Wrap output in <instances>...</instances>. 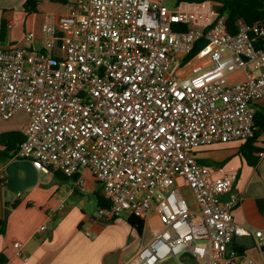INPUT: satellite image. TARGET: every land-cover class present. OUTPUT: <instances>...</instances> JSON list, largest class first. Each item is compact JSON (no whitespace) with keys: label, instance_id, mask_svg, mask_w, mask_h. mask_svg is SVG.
I'll use <instances>...</instances> for the list:
<instances>
[{"label":"built area","instance_id":"1","mask_svg":"<svg viewBox=\"0 0 264 264\" xmlns=\"http://www.w3.org/2000/svg\"><path fill=\"white\" fill-rule=\"evenodd\" d=\"M220 5L77 0L46 15L41 47L0 45V120L30 116L18 157L69 176L89 169L110 200L107 216L158 215L162 226L126 264L184 253L198 264H258L230 247L242 235L264 253V230L235 219L237 173L212 177L195 155L254 137L264 100V22L240 18L231 31ZM239 69L245 78L232 84Z\"/></svg>","mask_w":264,"mask_h":264},{"label":"crops","instance_id":"2","mask_svg":"<svg viewBox=\"0 0 264 264\" xmlns=\"http://www.w3.org/2000/svg\"><path fill=\"white\" fill-rule=\"evenodd\" d=\"M27 1L0 0V33L3 24L7 30L6 38H0L1 46L41 47L46 15L68 13L76 4L73 0H37V9L29 11ZM30 31L35 32L32 41L26 38ZM258 108H264V100L259 102ZM29 117L28 112L20 110L11 119L0 120V134L23 131ZM245 142H217L200 147L195 155L211 170L212 177L237 173L234 188L241 194L242 201L234 210L235 219L264 230V156L260 155L264 151V131L255 142L260 150L254 153L253 163L242 152ZM7 163L0 159V177L7 174ZM48 175L41 178L39 172L37 185L12 198L7 230L0 235V253H5L8 259L5 264H113L114 252H119L118 264H126L153 238L154 228L162 226L158 215L153 213L141 233L128 221V215L110 217L103 213L96 197L99 191L104 194L103 185L89 169L81 170L78 176L59 177L55 173L57 178L52 179ZM79 177L85 189L79 185ZM5 189L6 186L0 184V217L3 218ZM44 225L47 229L39 231ZM15 242L23 244L20 250ZM230 247L264 264V253L253 236H236ZM176 260L174 264H198L190 253L181 254Z\"/></svg>","mask_w":264,"mask_h":264},{"label":"trees","instance_id":"3","mask_svg":"<svg viewBox=\"0 0 264 264\" xmlns=\"http://www.w3.org/2000/svg\"><path fill=\"white\" fill-rule=\"evenodd\" d=\"M184 1H203V0H184ZM221 2L220 9L222 14L227 17V24L231 31H236L237 22L240 18H244L249 23L264 22V0H219ZM37 0H28L26 3L29 11H35L37 9ZM7 36L6 26L3 24L0 38L4 40ZM204 44V39L198 43V48ZM257 130L254 137L244 140L246 141L242 147L244 156L253 163L256 160L255 152L260 150V147L255 145L260 134L264 131V108H258L256 113ZM24 139V132L21 130H12L2 132L0 134V159L2 162H10L14 159H20L17 152L19 149V143ZM57 176H69L62 171L53 170ZM77 172L73 176H78ZM7 174L0 177V184L6 186ZM97 202L100 208L108 209L111 206L110 200L106 198L102 192L96 194ZM18 201L14 204L18 205ZM128 221L136 227L139 232L143 233L145 222L144 220L135 214L128 215ZM7 221L0 217V235L4 234L7 230ZM7 256L5 253H0V264L7 262Z\"/></svg>","mask_w":264,"mask_h":264},{"label":"water","instance_id":"4","mask_svg":"<svg viewBox=\"0 0 264 264\" xmlns=\"http://www.w3.org/2000/svg\"><path fill=\"white\" fill-rule=\"evenodd\" d=\"M5 171L7 173V183L5 189L6 209L4 219L7 221L12 210L13 196H18L26 189L36 185L39 180L40 170L31 159H14L6 164ZM118 254L119 252H114L111 255L112 257L114 256L113 264H118ZM108 259H106L107 262ZM161 264H174V262L168 259Z\"/></svg>","mask_w":264,"mask_h":264},{"label":"rangeland","instance_id":"5","mask_svg":"<svg viewBox=\"0 0 264 264\" xmlns=\"http://www.w3.org/2000/svg\"><path fill=\"white\" fill-rule=\"evenodd\" d=\"M74 1L77 2V0H73L72 2H74ZM176 3H177V0H167V4L170 7H174L176 5ZM230 77H231V80H232L231 82L233 84V83H235L237 81H240V80L245 78V71L242 70V69H239V70L233 72ZM51 172H53V171H50V170H48L46 168L41 169L40 170V176H41V178H43L45 175L50 174L48 176H51L52 179L57 178L55 173H51ZM179 186L181 187V190H182L184 196L186 197L191 209L192 210H197L198 209L197 201H196V199L194 197V194L192 193V190H191L190 186L187 185L182 178L179 180ZM124 215H127V214H123V216ZM181 258H182V256H180V259ZM169 260L177 263V260H176L175 256L169 257Z\"/></svg>","mask_w":264,"mask_h":264}]
</instances>
